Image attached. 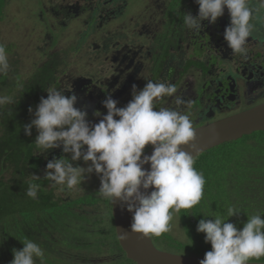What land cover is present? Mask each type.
Masks as SVG:
<instances>
[{"label":"clouds","instance_id":"obj_1","mask_svg":"<svg viewBox=\"0 0 264 264\" xmlns=\"http://www.w3.org/2000/svg\"><path fill=\"white\" fill-rule=\"evenodd\" d=\"M195 3L199 6L196 16L183 13L186 28L199 32L202 21L215 24L227 8L230 24L225 28L224 39L233 54H243L254 27L250 21L264 8V0H259L258 8L251 7L249 0H195ZM9 67L6 46L0 44V74H6ZM65 89L71 91V86L46 89L47 97L40 98L34 111L29 107L33 118L23 125L27 136L32 135L33 127L37 130L35 155L53 149L70 154V160L63 155L47 162L44 178L52 182L51 187L72 189L95 173L100 179V196L112 203L119 200L132 214L131 232L142 237L168 232L173 212L192 209L200 203L205 178L193 167L192 153L199 151L194 142L193 123L189 115L177 108L157 109L154 104L157 98L174 96L177 87L173 83L148 79L141 90L133 84L132 99L123 107H117L118 101L107 96L102 102L107 113L94 112L97 117L102 115L94 124L88 121L86 110L74 106L77 96H66ZM5 101L11 102V98L0 97V104ZM184 103L182 97H175L177 106ZM148 145L153 149L151 155L145 154ZM80 160L87 167L73 166ZM30 176L33 180L40 179L35 174ZM39 189L38 183L30 182L26 195L35 199ZM240 212L228 207L226 217L201 213L204 218L199 220L196 231L205 234V243L211 244V250L199 264H248L253 258L264 257V215L247 216L239 229L228 221ZM119 233L121 240L128 238L127 231ZM20 241L23 248L12 249L14 258L10 264H35L34 258L44 256L34 241Z\"/></svg>","mask_w":264,"mask_h":264},{"label":"flooded vegetation","instance_id":"obj_2","mask_svg":"<svg viewBox=\"0 0 264 264\" xmlns=\"http://www.w3.org/2000/svg\"><path fill=\"white\" fill-rule=\"evenodd\" d=\"M136 2L138 5L134 8ZM249 4L258 8L259 0H249ZM40 5L39 20L43 27L79 28L81 44L75 45L72 54L78 55L88 47L90 54L99 60V65H87V71L75 77L63 69L64 60H61L53 75H59L61 70L64 73L49 83H55L54 87L51 85L53 88L71 86V91L65 89V95L77 96L74 106L86 110L92 124L107 113L102 103L107 96L118 101L117 107H123L132 99V85L141 90L148 79L171 82L177 87L173 97L157 98L154 104L157 109L177 108L189 115L194 129L264 103V8L250 21L254 27L245 45L246 51L238 59L237 54L235 58L231 56L232 50L224 39L225 28L230 24L227 8L215 24L202 21V30L197 32L188 30L183 23V13L198 14L195 0H41ZM130 34L142 36L141 40H134ZM96 35L99 39L93 42ZM83 39L86 41L82 43ZM118 42L120 51H116ZM35 94L36 107L41 94L37 88ZM176 96L186 103L177 106ZM43 97H47V92ZM1 109L0 127L4 131L1 122L7 115ZM96 111L102 115L95 116ZM37 134L33 127L30 138L35 141ZM151 149V145L146 146L145 154ZM5 155H8L6 150L2 153ZM63 155L71 159L62 149L35 155L42 160L40 172L45 175L47 162ZM77 164L87 167L82 160L73 166ZM92 176L93 179H85L82 184L100 185L99 177L95 173ZM128 261L124 264H135Z\"/></svg>","mask_w":264,"mask_h":264},{"label":"trees","instance_id":"obj_3","mask_svg":"<svg viewBox=\"0 0 264 264\" xmlns=\"http://www.w3.org/2000/svg\"><path fill=\"white\" fill-rule=\"evenodd\" d=\"M34 100L36 102L37 97ZM23 113H19L15 120L23 115L26 117L23 122L30 123L29 113ZM1 124L3 127L6 125L3 121ZM15 125L16 128L9 130L15 132L20 129L19 122ZM8 136L9 139H16L8 142L7 151L11 161L7 155L1 161L4 166L9 165L5 170L9 178L3 179L0 170V264H10L14 258L12 249H22L20 240L25 239L37 243L44 252L42 258H34L35 264L129 262L115 236L111 201L98 193L100 185H93L95 190L92 186L86 188L75 198L64 199L56 195L58 187H51L52 182L44 175L39 176V180H33L30 176L40 173L42 161L35 157L37 149L34 139L24 134L19 143L14 133ZM16 144L22 150L13 154L11 150ZM193 167L205 178L204 196L194 208L176 212L180 217L185 242L165 249H176L180 255L204 257L211 250V244L205 243L204 233L196 231L199 220L204 218L203 214L226 217L227 208L235 207L241 212L238 216L230 217L228 222L239 229L243 228L248 217L264 215V131L253 132L207 150L194 158ZM30 182L40 185L35 199L26 195ZM160 236L166 237L165 233ZM150 237L153 243L163 239L151 234ZM104 255L111 258L106 261L101 258ZM249 262L264 263V257L259 260L253 258Z\"/></svg>","mask_w":264,"mask_h":264},{"label":"rangeland","instance_id":"obj_4","mask_svg":"<svg viewBox=\"0 0 264 264\" xmlns=\"http://www.w3.org/2000/svg\"><path fill=\"white\" fill-rule=\"evenodd\" d=\"M41 0H0V44L6 46V53L9 60V70L6 74H0V97H9L11 102L5 101L0 107L1 111L7 116L4 117V131L0 127V143L3 146L0 149V154L7 151L8 142L10 138L8 134H15L18 136V140L25 134L23 130V119L26 117L21 116V119L15 120V117L20 113L29 112L28 109L31 107L35 110L34 97L36 88L41 94H46V89L50 88L51 85L54 87L55 83L51 85L50 82L57 80V77L64 73L65 70H61L59 75H53L58 67L63 62V69H68L73 77L77 75H83L82 72L87 71V65L96 66L99 65V60L93 57L90 52L91 50L83 48L78 55L72 54L75 50V45L80 46L81 41H78L79 28H50L44 26L40 22L39 18L42 16V10L40 5ZM135 2V1H134ZM133 2V3H134ZM138 3L134 4V8L137 7ZM75 29V30H74ZM131 35V34H130ZM142 36H132L141 40ZM99 35L93 37V42H97ZM86 40H82V43ZM77 43V44H76ZM126 43L122 41V44ZM88 46V45H87ZM121 43L118 42L116 45V51H120L122 47ZM68 53V54H67ZM76 54V53H75ZM90 56V59L88 57ZM79 61V62H78ZM84 61V63H83ZM89 61L91 64L86 63ZM51 68V71H49ZM40 94V98L43 96ZM34 108H33V107ZM2 118V116H0ZM33 118L31 114V119ZM29 119V121L31 120ZM20 123V129L17 131H11L10 128H16L17 123ZM4 140V144L2 143ZM21 141L19 140V143ZM22 150L19 144H16L11 150V153L18 154ZM3 157V156H2ZM0 160V170L3 174V179L9 178L8 171L6 168L8 164L4 166ZM11 156L7 155V159ZM11 169V168H9ZM44 173L40 172L37 176H43ZM93 174L86 177V179H93ZM88 179V180H89ZM99 180V179H97ZM95 185V184H92ZM91 186V185H89ZM84 186L83 184L77 185L72 189H67L63 186H57L56 195L61 196L64 199L75 198L81 194L83 190L91 187ZM93 187V186H92ZM92 189H96L93 187ZM171 211V210H170ZM172 220L170 221V230L165 232L166 237L153 243L154 246L159 250L173 251L177 254L176 249H165L175 248L185 241L184 232L180 222V217L176 212L172 213ZM162 235V234H161ZM158 237V236H156ZM158 239V238H157ZM167 243L165 245V243ZM169 247H164L163 245ZM106 261L110 259L109 256H102ZM123 264V261H120ZM104 264H110L106 262Z\"/></svg>","mask_w":264,"mask_h":264},{"label":"water","instance_id":"obj_5","mask_svg":"<svg viewBox=\"0 0 264 264\" xmlns=\"http://www.w3.org/2000/svg\"><path fill=\"white\" fill-rule=\"evenodd\" d=\"M234 55L233 53L231 54L233 57ZM237 56L240 59L239 54ZM195 130L194 142L199 147V151L192 153L193 158L221 144L238 140L253 132L264 131V103L204 124ZM152 151L153 149L147 152L146 155H151ZM144 167L147 169L150 168V165H145ZM151 190L149 189L148 191L150 192ZM111 215L120 249L125 253L126 258L135 264H199L200 260L204 258L203 256L180 255L159 250L154 246L150 234L148 237H142V234L131 232L132 214L126 210V207L119 200L114 203L111 202ZM121 231L128 232L126 240L120 239L119 232ZM248 264L264 263L248 262Z\"/></svg>","mask_w":264,"mask_h":264}]
</instances>
